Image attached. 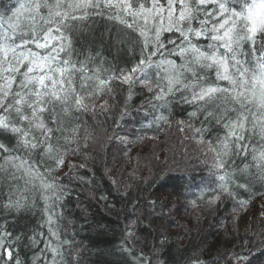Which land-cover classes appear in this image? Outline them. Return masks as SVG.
Segmentation results:
<instances>
[{"label":"snow or ice","instance_id":"snow-or-ice-1","mask_svg":"<svg viewBox=\"0 0 264 264\" xmlns=\"http://www.w3.org/2000/svg\"><path fill=\"white\" fill-rule=\"evenodd\" d=\"M7 12L0 14L3 264H68L71 241L58 221L71 190L55 174L81 132L88 135L82 116L110 111L108 100L97 101L114 99V85L127 86L120 119L136 85L150 94L153 123L166 122L174 104L191 109L200 127L189 129L212 154L214 179L199 198L215 204L264 185V0H15ZM97 17L115 28L82 52L75 45ZM37 194L42 222L31 235L8 231L7 217L15 223L31 213ZM22 247L34 254L22 256ZM254 259L251 249L235 254V264ZM131 264L152 261L140 253Z\"/></svg>","mask_w":264,"mask_h":264},{"label":"trees","instance_id":"trees-1","mask_svg":"<svg viewBox=\"0 0 264 264\" xmlns=\"http://www.w3.org/2000/svg\"><path fill=\"white\" fill-rule=\"evenodd\" d=\"M14 4L0 0V14H10ZM89 24L91 35L84 32L75 45L85 53L88 46L99 45L106 29L115 28L101 17ZM105 55L116 67L125 66L123 58L114 60L107 50ZM114 88V99L97 101L108 100L106 115L82 116L81 128L88 135L81 132L79 143L72 145L77 151L68 153L55 174L71 190L58 221L63 238L71 241L68 264H131L140 253L152 264H235V254L249 249L253 264H264V185L255 182L250 191L215 204L199 198L214 179L209 171L212 154L189 129L200 127L187 115L191 109L174 104L164 113L166 122L153 123L150 94L136 85L127 115L120 119L127 86ZM240 201L246 203L241 206ZM42 208L37 194L31 213L15 223L7 217L8 231L31 235L30 229L42 222ZM33 254L21 248L22 256Z\"/></svg>","mask_w":264,"mask_h":264}]
</instances>
